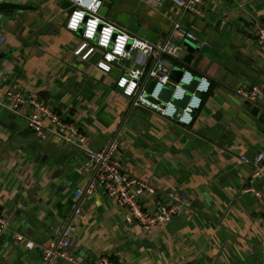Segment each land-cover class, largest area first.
<instances>
[{
	"label": "crops",
	"instance_id": "0c3cea01",
	"mask_svg": "<svg viewBox=\"0 0 264 264\" xmlns=\"http://www.w3.org/2000/svg\"><path fill=\"white\" fill-rule=\"evenodd\" d=\"M64 1L4 0L26 10L0 13V55H6L0 60V101L9 88L21 89L77 126L91 149L116 146L125 171L156 189V195L142 197L145 210L167 203L169 194L186 196L188 207L150 231L128 225L126 211L103 190L85 194L94 170L80 149L64 142L66 133L46 122L43 133L34 135L26 120L29 108L18 114L0 109V213L11 222L0 239V264H44V250L67 228L73 258L86 264L102 256L114 264H264V205L256 195L264 199V170L255 178L253 166L242 161L264 154V122L236 94L239 87H261L241 75L256 78L257 70L264 71L258 39L264 0H204L201 15H182L173 0L105 2L102 12L126 16V29L152 26L166 41L179 24L204 43L208 56L197 66L184 63L185 47L172 60L173 71H190L211 83L190 127L135 107L122 95L116 81L130 62L123 71L105 73L96 58L75 57L81 35L66 29ZM18 15L26 28L22 36ZM39 20L52 23L57 34L29 36V23ZM259 104L264 106V98ZM79 191L84 195L76 203Z\"/></svg>",
	"mask_w": 264,
	"mask_h": 264
},
{
	"label": "built area",
	"instance_id": "2783aa9c",
	"mask_svg": "<svg viewBox=\"0 0 264 264\" xmlns=\"http://www.w3.org/2000/svg\"><path fill=\"white\" fill-rule=\"evenodd\" d=\"M66 1L73 8L67 19L66 29L72 33L82 32L81 42L74 51L75 57L83 62L96 58V67L105 73L119 68L123 71V63L130 62V69L119 76L116 86L125 98L133 101V106L149 109L185 127L193 124L195 114L203 105L204 96L210 92L211 83L206 78H200L195 91L190 93L188 88L196 81L192 72L184 71L178 82L172 80L171 75L174 69L172 60L180 58L185 43L197 44L204 48V43L199 41L196 34L177 24L168 40L153 43L132 35L126 29L103 18L100 12L106 0ZM153 1L162 4L165 0ZM173 1L178 7L198 15H201L205 6L204 0ZM3 2L4 0H0V3ZM258 39L264 47V28L260 29ZM152 82H155V86L152 92H149ZM166 89L172 90L168 101L162 98ZM236 94L245 103L253 105L259 104L264 98V91L259 87H239ZM188 95L190 100L184 108L176 104L183 102ZM26 107L30 109V114L26 116L30 129L42 132L46 128V122H49L67 134L63 137L65 143L80 149L88 157L94 177L85 194L91 195L94 191L103 190L126 211L125 220L128 225H138L143 230L150 231L171 223L188 207L186 196L169 194L167 203L158 201L156 208L145 210L142 197L145 194L156 195V189L125 171L116 158V146L97 151L91 149L86 136L77 126L66 122L50 105L21 89L9 88L4 101H0V109L17 114ZM242 161L253 166L252 174L255 178L264 170V154H259L254 160L243 158ZM250 191L253 190H245ZM83 195L81 191L76 193L75 202L78 203ZM256 195L264 205L261 194ZM76 212L80 213V210L77 209ZM10 227V220L0 213V239ZM16 239L27 249L34 248L33 242L24 236L16 235ZM74 245L72 230L67 228L57 244L44 250V264H55L59 259H65L72 264H86L73 258ZM93 264L114 263L110 257L102 256Z\"/></svg>",
	"mask_w": 264,
	"mask_h": 264
},
{
	"label": "water",
	"instance_id": "95a60500",
	"mask_svg": "<svg viewBox=\"0 0 264 264\" xmlns=\"http://www.w3.org/2000/svg\"><path fill=\"white\" fill-rule=\"evenodd\" d=\"M106 1H108V3H112L113 4L116 0H106ZM64 2H65V5H66V8L68 10V13L70 15L72 13V11H73V8H72L71 4L68 1H64ZM25 10H26V7L21 6V5L10 4V3H0V13L10 12V11H25ZM102 10H103V8H102ZM102 10L100 12V15L103 18H105L109 22L117 21L119 27L126 29L125 25L128 24L127 20L125 19V18H127L126 16L120 17V16L116 15L115 13H112L110 15V17L108 18L107 17L108 15H106L107 11L105 10V13H103ZM185 11L186 10L183 9L181 14L183 15V13ZM15 19L19 22L18 25H17L16 31L19 32L20 36H22L24 34V32H25V29H26L24 27L25 23L20 20L21 17L19 15L16 16ZM112 23H114V22H112ZM29 24L32 25L29 28V30H28V35L29 36H34V37L38 38L40 36L44 37V36H52V35H56L57 34L55 32V26L52 23H46L45 21L39 20V21L34 22V23L30 22ZM230 27L232 29H234V30H237L235 25L230 24ZM126 30L129 33H131L132 35H135V36L140 37V38H144L147 41H150V42H153V43H156V42L160 41V37H157L159 35L156 32L155 27H152V26L149 29H142V28H139L138 26L137 27L130 26ZM81 34H82V32L79 33V35H81ZM152 34H154V35H152ZM169 38H170V36H167L165 39L168 40ZM184 47L186 48V56L184 58V63L186 65H188V66H197L198 63L203 58L208 56V50L206 48H200L198 46H195V44H193V43H185ZM5 57H6V55L1 54L0 55V60L5 58ZM183 74H184L183 71H176L175 70V71H173V73L171 75V78H172V80L178 82L182 78ZM241 78L242 79H246L248 81H252L253 83H255L258 86L262 87L263 85H261V83L264 82V71L257 70L256 78L251 77L250 74H248L247 72H244L241 75ZM197 85H198V80H196L195 83L191 87L188 88V91L190 93H193L195 91ZM154 86H155V82H152L150 84V86H149L148 91L152 92ZM252 87H254V86H252ZM171 95H172V90L166 89L163 92L162 97H163V99L165 101H168V100H170ZM189 100H190V95H188L187 98L183 102L176 103V104L178 106L184 108L187 105V103L189 102ZM246 105L252 111V115L254 117L259 118V119L262 120V122H264V106L263 105H261V104L253 105L251 103H246ZM1 123H2V121L0 120V124ZM29 130H31V133L34 134V135H39V134L43 133V132H38V131L32 130L30 128H29Z\"/></svg>",
	"mask_w": 264,
	"mask_h": 264
}]
</instances>
